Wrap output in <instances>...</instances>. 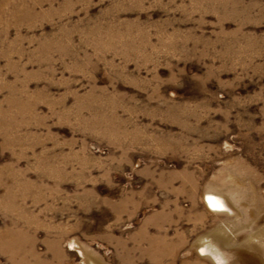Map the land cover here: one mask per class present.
<instances>
[{
	"label": "rangeland",
	"instance_id": "1",
	"mask_svg": "<svg viewBox=\"0 0 264 264\" xmlns=\"http://www.w3.org/2000/svg\"><path fill=\"white\" fill-rule=\"evenodd\" d=\"M0 264H264V0H0Z\"/></svg>",
	"mask_w": 264,
	"mask_h": 264
},
{
	"label": "bare ground",
	"instance_id": "2",
	"mask_svg": "<svg viewBox=\"0 0 264 264\" xmlns=\"http://www.w3.org/2000/svg\"><path fill=\"white\" fill-rule=\"evenodd\" d=\"M207 195L209 196V199L213 202V204H215L217 207L219 206L224 207L226 209L229 208L228 205L225 203L224 200L221 199V197H219L218 195L214 194V192H208ZM206 199V198H205ZM206 202V200H205ZM207 204V202H206ZM209 205V204H208ZM207 205V206H208ZM214 205V206H215ZM212 208V207H211ZM215 209V208H214ZM211 210V209H210ZM213 212H220L219 210H213ZM223 212V211H222ZM204 252L206 254H212L213 256H215L217 259H219L220 261H223V258L221 256V252L218 249H215L214 246L213 248L211 246L205 245L204 246Z\"/></svg>",
	"mask_w": 264,
	"mask_h": 264
}]
</instances>
